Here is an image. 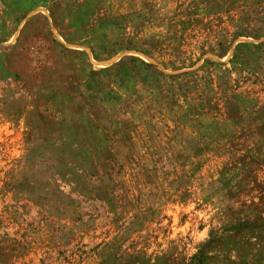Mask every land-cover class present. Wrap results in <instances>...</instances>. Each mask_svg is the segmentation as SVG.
I'll use <instances>...</instances> for the list:
<instances>
[{
	"label": "rangeland",
	"instance_id": "374dc122",
	"mask_svg": "<svg viewBox=\"0 0 264 264\" xmlns=\"http://www.w3.org/2000/svg\"><path fill=\"white\" fill-rule=\"evenodd\" d=\"M0 264H264V0H0Z\"/></svg>",
	"mask_w": 264,
	"mask_h": 264
}]
</instances>
